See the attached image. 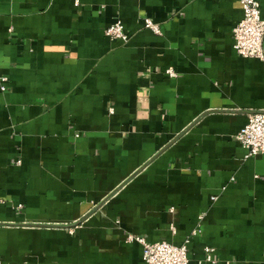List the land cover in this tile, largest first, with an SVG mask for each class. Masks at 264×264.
Returning a JSON list of instances; mask_svg holds the SVG:
<instances>
[{
  "label": "crops",
  "instance_id": "obj_1",
  "mask_svg": "<svg viewBox=\"0 0 264 264\" xmlns=\"http://www.w3.org/2000/svg\"><path fill=\"white\" fill-rule=\"evenodd\" d=\"M241 17L238 0H0V264H145L130 235L264 264V154L234 138L264 108V62L234 51ZM117 20L126 41L105 35Z\"/></svg>",
  "mask_w": 264,
  "mask_h": 264
},
{
  "label": "built area",
  "instance_id": "obj_2",
  "mask_svg": "<svg viewBox=\"0 0 264 264\" xmlns=\"http://www.w3.org/2000/svg\"><path fill=\"white\" fill-rule=\"evenodd\" d=\"M242 17L232 29L233 49L243 58H253L264 62L262 42L264 38V20L261 17L260 5L257 0H238ZM145 28L159 34L158 26L151 20H144ZM105 35L110 39L127 40L120 20L115 21L105 29ZM166 73L173 76L171 70ZM6 77H0L5 82ZM4 90V87H1ZM237 140L247 151V156L264 154V108L248 115L247 123L235 135ZM215 200V197H212ZM197 230L190 236L196 235ZM190 237L178 246L167 242L148 243L143 237L130 235L128 242H136L142 246V260L145 264H189L187 245ZM213 249L204 248V261L213 263ZM201 263V262H199Z\"/></svg>",
  "mask_w": 264,
  "mask_h": 264
}]
</instances>
